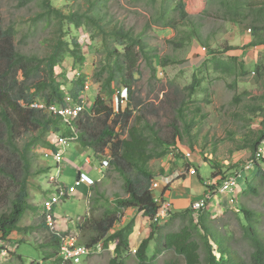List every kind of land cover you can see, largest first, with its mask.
I'll use <instances>...</instances> for the list:
<instances>
[{
	"label": "trees",
	"instance_id": "obj_1",
	"mask_svg": "<svg viewBox=\"0 0 264 264\" xmlns=\"http://www.w3.org/2000/svg\"><path fill=\"white\" fill-rule=\"evenodd\" d=\"M136 1L150 9L149 22L145 29L154 26L171 28L174 31V35L165 40L172 48L188 47L193 39L202 44L206 42L203 40L202 31L209 14L207 10L190 14L185 10L183 0ZM31 2L39 8L30 19L33 31H36L39 25L51 30L50 36L43 40L46 46L44 55L20 52L15 43L17 28L13 24L0 26V238L5 239L14 231H28L31 228L19 224L27 210H37L29 203V178L33 173H45L48 170L39 168L33 171L34 159L37 156L35 147L54 148L48 140L51 132L63 136L71 133L59 116L29 105L34 101H44L47 104L63 101L62 86H66L67 81L60 80V75L65 72L57 74L56 69L63 66L67 55L73 57L75 65L81 66L84 62L85 56L78 37L67 38L71 35V26L75 29L83 27L89 31L88 36L91 39L100 38L105 58L93 72V79L100 86L99 93L91 110L84 112L78 119L76 142L80 148L90 150L97 160L103 158L106 149L109 150L107 168L121 176L127 196L117 197L113 202L103 200L104 209L101 215L86 216L79 229L83 234L87 233V246L98 242H102L104 248L110 244L114 245V257L108 264H125L123 256L129 253L132 246L130 236L134 221L130 220L112 231L118 214L127 208H135L151 218L158 212L159 206L150 190L154 175L149 168V162L153 158L164 156L167 147L175 145L177 138L174 137L175 141L170 145L172 141L162 139L148 122L119 131L121 122L126 123L132 115L133 109L129 108V101L133 97L134 73L141 60L146 61L153 76L159 69L170 64H179L182 60L164 56L159 60L160 66H155L157 48L148 43L145 29L136 33L123 25L109 26L111 20L106 21L99 11L104 0H86L87 9L68 12L53 5L51 0H18L21 6ZM217 2L223 20L237 21L240 9L246 6L247 14L251 21H254L251 26L253 31L264 30V21L261 22L262 26L258 24V20H264V2L259 8H256L251 0ZM230 48L232 47L210 49L202 66L195 70L203 75L199 76L194 71L192 82L183 88L188 91V98L196 93L205 77L209 76L210 70L224 75L223 77H233L234 85L238 83V78L248 73L236 57L224 55ZM256 69L260 77L264 76L259 66ZM67 72H70V69ZM82 83L83 76L70 80L72 88L68 91L75 98L82 88ZM123 89L127 92L125 104L119 102L117 108L114 104H107V101L120 98ZM261 99L264 100V95ZM259 109L260 106L250 108L253 112ZM181 111L180 105L179 112L182 113ZM183 117L186 118L184 115ZM184 123L186 131L193 126L192 120ZM121 133H126V136ZM263 140L264 130L255 144L253 143V161H257L256 148ZM223 178L222 175L216 184ZM245 181L246 187L239 191V196L257 195L259 188L264 186V170L259 167L254 176ZM211 189L215 190L217 186L213 185ZM101 200V196L97 195L93 204ZM229 212L237 217L243 240L250 249L247 259L234 250L231 237L218 230L217 219L212 218L211 208L201 210L196 217L189 208L170 213L162 225L152 222L150 232L140 242L135 256L142 263L155 259L161 253H171L170 260H165V264H264V236L259 229L263 221L262 215L243 202L239 209ZM241 217L244 223L241 222ZM41 223L45 226L44 221ZM173 224H176V227L168 229ZM49 242L52 252H44L45 259L56 256L58 252V239L51 234ZM152 242L154 247L149 254Z\"/></svg>",
	"mask_w": 264,
	"mask_h": 264
},
{
	"label": "rangeland",
	"instance_id": "obj_2",
	"mask_svg": "<svg viewBox=\"0 0 264 264\" xmlns=\"http://www.w3.org/2000/svg\"><path fill=\"white\" fill-rule=\"evenodd\" d=\"M51 1L53 5L62 8L65 12L87 9L86 0ZM38 10L39 8L34 2L21 6L18 4V0H0V26L5 27L13 24L17 28L18 34L15 43L20 52L38 55L46 53L43 40L50 36L51 30L44 29L39 25L38 29L33 31L34 28L30 25V19ZM99 11L101 15L105 16L106 21L111 20L109 26L114 24L123 25L125 28L133 29L136 33H140L147 28L149 22L150 9L136 0H104V4L100 6ZM210 11L211 13L214 12L213 9H210ZM205 22L206 27L213 24V21H210L209 18H206ZM70 30L71 35L67 38L78 37L85 56L84 62L81 66L75 65L73 57L67 55L63 66L57 68L56 73L65 72L64 75H60V80L67 81L65 88L68 89L72 88L70 78L73 75L72 72H67L69 69H79L82 74L84 73L90 77L92 85L82 93L83 103L86 107L85 112L88 113L100 87L93 79V72L100 61L104 62L105 54L99 37L91 36V39L87 35L89 31L83 27L75 29L71 26ZM84 32H87V34ZM144 32L148 43L157 48V57L154 60L155 66H160L158 65L159 60L164 56H171L182 60V62L170 64L161 69L158 67L159 72L155 73V76L152 75L145 60L139 62L137 71L134 73L133 97L129 101V108L133 109L132 115L126 123L121 122L119 131L132 125L138 126L143 122H148V124L153 125L162 139L168 142L172 141L170 145L175 141H173L174 137H177L175 139L178 145L193 152V156L187 162L196 164L194 159L201 155L205 162L213 165L212 168L215 172L225 175H241L239 178L240 185L237 187L236 193L238 205L241 206L243 202L244 205L262 215L263 221L259 229L264 236V186L259 188L257 195L239 196V191L246 187L245 180L252 178L259 167L264 170V147L262 148L263 152L260 160L253 161L252 157L254 153L253 143L255 144L261 131L264 130V100L261 99V96L264 95V84L263 86L255 85L252 79L244 81V85L239 84V81L234 85L233 77H223L224 75L210 70L209 76L205 77L196 93L188 98V91L183 88L192 82L193 72L195 71L183 64L188 60L189 46L174 49L167 45L165 42L167 33L161 27L152 26L150 29H145ZM195 72L199 76L203 75L201 72ZM107 104L115 105V98L114 101H107ZM180 105L182 113L179 112ZM252 106H260L261 109L253 112L250 110ZM190 120L193 121V126L186 131L184 122L189 123ZM121 134L124 137L126 136V133ZM75 145V142L69 144L64 156L65 162L60 165L61 172L58 175V180L65 186L71 185L77 175L68 171V166L79 167L85 162L83 154H80L79 157L72 155V160L69 159V156L75 153ZM173 146L167 147V153L164 156L150 160L149 168L154 176L163 174L164 165L170 164L172 168L174 166L173 162L176 161L177 164H182L186 161L182 153L174 151ZM258 148H261V145H258ZM258 148L256 149L258 150ZM35 153H37V156L34 159L33 171L39 168L48 169L45 173H33L29 178V203L37 210L33 212L27 210L20 219L19 224L22 227H31L28 229L27 235H25V231H17L13 235L20 236L18 239L14 236L10 238V235L5 239L0 238V264H59L60 262L59 258H56L57 254L48 259L43 257L44 252H52L49 246L51 233L46 226L40 223L43 221L41 201L46 194L55 190V183H50V179L51 176L55 178L58 167L52 158L44 157L42 152L35 151ZM76 153L79 152L76 151ZM209 163H206L201 169L204 176L210 174L211 166ZM91 164H93V167L88 165L90 169H85L92 186L91 195H86V198L89 199V215L98 217L104 209L103 200L113 202L117 197L127 196V193L121 176L114 170H110V168H107L106 171L103 170V177L96 181L102 175L97 172L100 161L93 157ZM158 193L159 188L154 189V194L157 195ZM97 195H100L102 200L93 204ZM60 207L61 210H59ZM86 208L84 198L72 195L70 198H63L57 205V212H55V208L54 213L57 217L63 218L66 215L74 216V219L78 216L84 217ZM235 208L225 206L217 212H212V218L217 219L218 230L223 235L231 237L234 250H237L240 256L247 259L250 249L243 240L237 217L229 212V210H236ZM241 222L244 223L242 217ZM178 223L177 221L176 224ZM176 224L169 226L168 229L175 228ZM22 232L25 237H23ZM78 232L79 243L85 244L87 233L83 234L80 229H78ZM153 247L154 243L152 242L149 254H151ZM110 249L111 247H107L97 254H91L85 259L83 258L84 260L80 264H108L109 260L114 257L112 249ZM171 256V253H161L155 259L142 263L135 254L125 253L123 260L125 264H165V260H170Z\"/></svg>",
	"mask_w": 264,
	"mask_h": 264
},
{
	"label": "crops",
	"instance_id": "obj_3",
	"mask_svg": "<svg viewBox=\"0 0 264 264\" xmlns=\"http://www.w3.org/2000/svg\"><path fill=\"white\" fill-rule=\"evenodd\" d=\"M254 3L256 8L261 6V3L264 0H251ZM185 5V10L190 14L200 13L203 10H207L209 13L207 18L210 21H213L212 26L206 27V22L202 31L203 40L206 42L202 44L199 40L193 39L189 45V54L187 56V61L183 64L186 67H191L196 70L200 68L204 62V60L208 57L210 53V49H222L223 47L230 46L232 48L227 49L224 52L226 56H234L237 58V61L240 64H243L246 67L248 73L245 76L238 78L239 84L242 83L244 85V81L252 80L255 82V85L263 86L264 84V76L260 77L259 72L257 71V66H259L260 70L264 72V30L253 31L252 24L254 21H251L250 16L247 14L246 6H242L240 9V16L237 21L223 20L221 18V9L217 0H183ZM210 9H213V13H211ZM264 20H258V24L262 26L261 22ZM217 25V26H216ZM206 27V28H205ZM250 29L248 32L247 29ZM166 33V37L170 38L174 35V31L171 28H162ZM207 46L209 53L206 55L202 53L201 47ZM259 70V71H260ZM251 83V82H250ZM252 84V83H251ZM247 88L246 86H244ZM76 145L73 154L69 156H80L83 154L85 156V160L89 157L90 165H92L93 156L90 150L82 149L80 146ZM78 151L79 153H76ZM185 160V159H184ZM196 164L189 163L184 161L182 164H177V162H173L174 166L171 168L170 164L167 166L164 165V172L162 175L154 176L155 178H160V176L166 177V179H161L159 188V193L157 195L154 194V190L152 191L153 197H159L171 203V213L184 211L190 208L191 203L207 194L209 188L206 186L205 182L210 181L211 187L216 185L217 188L221 184V182L217 185L216 183L220 181V177L225 174H220L215 172L212 168L213 165L209 162H205L201 155L197 156L194 159ZM69 161V160H68ZM100 161V160H99ZM65 162V161H64ZM67 162V161H66ZM206 163H209L211 166L210 174L204 176L201 173V169L204 167ZM67 164V163H66ZM89 164L85 163L79 167L76 166H68V171L73 173L74 175L80 170L90 169ZM187 166H193L196 169V174H187L183 173L187 169ZM61 170V166H58ZM64 170V169H63ZM98 172V171H97ZM228 173V172H227ZM77 176V175H76ZM75 176V177H76ZM103 177V174L96 181H99ZM59 181V180H58ZM169 182V183H167ZM63 184V183H62ZM73 183H71L72 185ZM65 186V185H64ZM91 185H82L78 188V191L74 194L78 198H84L86 200V213L84 217H73L67 216V222L62 220L59 224L62 228H68L69 230L77 233L79 235L78 229L79 225L84 221L87 213H89L90 207L88 205L89 199L87 196L91 195ZM57 212V205L55 206ZM54 208V210H55ZM61 210V207L59 208ZM63 210V209H62ZM124 219L119 223L116 222L112 231L117 230L118 228L124 226L128 221H134L133 233L130 236V244L133 246H139L140 242L143 238H145L151 228V219L144 215L142 211L135 208H127L124 210ZM59 213V212H58ZM55 214V213H54ZM90 214V213H89ZM69 215V214H67ZM72 215V213H71ZM56 216V215H55ZM57 217V216H56ZM62 218V217H57ZM168 218V217H167ZM41 223V222H40ZM42 224V223H41ZM161 224V223H160ZM21 232V231H18ZM25 235H27L28 231H25ZM17 231H14L10 234V238L16 234ZM23 233V232H22ZM23 233V237H25ZM20 238V236L15 235L14 238ZM111 251L113 252L114 245L110 246Z\"/></svg>",
	"mask_w": 264,
	"mask_h": 264
},
{
	"label": "built area",
	"instance_id": "obj_4",
	"mask_svg": "<svg viewBox=\"0 0 264 264\" xmlns=\"http://www.w3.org/2000/svg\"><path fill=\"white\" fill-rule=\"evenodd\" d=\"M250 32V29H247ZM201 51L204 54H208L209 50L207 47L202 46ZM76 77L80 75V72H75ZM92 85V80L90 77L86 76L82 83V88L79 91L77 97L75 98L68 91H64V98L62 102H53L50 104L45 103L44 101H34L29 106L32 108L42 109L47 113H50L55 116H59L63 123H65L71 133L69 135H60L51 132L48 135V140L53 144L54 148L36 146V152H42V155L47 158H52L56 166H60L64 163V156L67 152L68 146L72 142H76L78 138V119L85 112V105L83 103V95ZM127 99L126 90L123 89V92L120 94V98H115V108L118 107V103L125 104ZM261 148H258L256 152V160H260L262 156V148L264 147V140L261 142ZM174 151L182 153L185 159L189 160L193 156V152L188 149L182 148L178 145L172 147ZM110 159L109 150L106 149L103 155V158L100 160V167L97 168L98 173L104 174V171L108 167V161ZM85 163L90 165L89 157L86 158ZM93 167V164L91 165ZM104 170V171H103ZM61 172L58 167V172L55 175V178L51 176L50 183H55V190L46 194V196L41 201V216L45 223V226L58 239V252L57 258H59L61 264H80L86 257L91 254H97L104 249L103 243L98 242L95 245L87 246L85 244L79 243L77 233L69 230L67 227L62 228L59 225L62 220L67 222V216L63 218H57L54 214V208L58 205L63 198H70L74 195L78 188L82 185H90L91 181L87 178L85 170H79L77 176L72 185L64 186L60 181H58V175ZM187 174H196V169L193 166H187V169L183 173ZM241 175H224V178L221 179V184L217 189H211L210 181H206L205 184L209 188L206 195L194 200L190 209L193 211L194 216L196 217L198 213L206 208H211L212 212H217L228 206L230 208L238 209L239 205L237 202V187L240 185L239 178ZM161 179H166L164 176L160 178H153L150 182V190L157 189L160 186ZM169 183V182H167ZM155 202L159 206L158 212L151 217V222L160 224L164 222L171 213V203L159 197H154ZM227 204V205H225ZM125 211L118 214L117 222H121L124 219ZM89 213H87V216ZM112 246V244L109 245ZM138 247L133 245L129 249V253L136 254ZM84 258V259H83Z\"/></svg>",
	"mask_w": 264,
	"mask_h": 264
},
{
	"label": "clouds",
	"instance_id": "obj_5",
	"mask_svg": "<svg viewBox=\"0 0 264 264\" xmlns=\"http://www.w3.org/2000/svg\"><path fill=\"white\" fill-rule=\"evenodd\" d=\"M88 35V34H87ZM88 38V37H87ZM79 42H80V40H79ZM81 43V42H80ZM82 45V44H81ZM70 72H72L73 73V75H72V77L70 78V80L71 79H74V78H78L79 76H83V80H84V78L87 76L86 74H82V72L79 70V69H76V70H70ZM75 72H80V75L79 76H77L76 77V75H75ZM64 87V88H63ZM62 89H63V91H68L69 89L68 88H65V86H62ZM81 90V89H80ZM69 92V91H68ZM123 92V90L121 91V93ZM79 93V92H78ZM127 93V92H126ZM89 112V111H88ZM75 143H77V142H75Z\"/></svg>",
	"mask_w": 264,
	"mask_h": 264
}]
</instances>
